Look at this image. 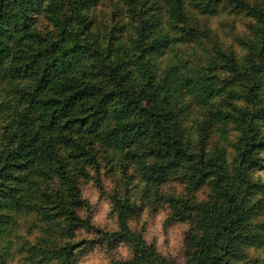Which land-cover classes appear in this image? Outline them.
Listing matches in <instances>:
<instances>
[{"label": "trees", "instance_id": "trees-1", "mask_svg": "<svg viewBox=\"0 0 264 264\" xmlns=\"http://www.w3.org/2000/svg\"><path fill=\"white\" fill-rule=\"evenodd\" d=\"M262 170L264 0H0V264H176L134 227L145 209L192 225L186 264H264ZM18 221L39 236L13 251Z\"/></svg>", "mask_w": 264, "mask_h": 264}, {"label": "clouds", "instance_id": "clouds-1", "mask_svg": "<svg viewBox=\"0 0 264 264\" xmlns=\"http://www.w3.org/2000/svg\"><path fill=\"white\" fill-rule=\"evenodd\" d=\"M236 107L238 108H244L245 102L243 100H239L236 102ZM237 136L239 133L236 134ZM231 151V149H229ZM131 169L129 170V174H131ZM249 184L252 185H264V170L262 171H256L251 174L250 180L248 181ZM205 192L211 194V189H205ZM248 195L247 192H241V198L243 199L244 196ZM257 201H264V193L256 192L254 198H249L248 206L251 207L253 204H255ZM204 203L208 202V196L206 195L203 199ZM92 203H95V198L93 199ZM111 211V208L108 206H105L104 211L95 216L93 219V222L100 226V227H106V230H113L117 228V225L112 222V220L108 219V213ZM147 214V209H145L144 214L141 216V227L143 226V221L145 219V216ZM86 219V217H82ZM166 217L161 216L159 219L163 220ZM262 221H264V217L260 218ZM20 224V227L13 233V236L10 238V241L12 243L13 251L17 250L20 246L24 244V242L27 240L31 244H35L39 234L36 232H33L32 235H29L27 232L28 225L24 224L23 221H18ZM192 229V225L185 222V228L183 232L181 233H168L167 235L164 234L163 229L161 228V225L158 223L156 225L155 233H158L155 238V247L158 251L163 249L162 255L164 259L175 261L176 264H186L187 257L184 255L186 248V236L185 233H188ZM20 239H17V238ZM147 242L149 244L152 243V237L146 238ZM167 240V244L165 245V241ZM5 247L7 246V241L5 242ZM117 251L119 253L117 259L122 261H128L132 259L133 253L130 252L128 247L123 246V243L121 246H118ZM27 256V253H21L18 255H15L11 259V264H24V258ZM257 256L260 257L261 260H264V249L257 251L255 248L249 249V257L252 259H255ZM7 264V262H6ZM81 264H101V262L95 258L93 253H87L86 257L82 258ZM103 264H110V260L105 258L103 261Z\"/></svg>", "mask_w": 264, "mask_h": 264}, {"label": "rangeland", "instance_id": "rangeland-1", "mask_svg": "<svg viewBox=\"0 0 264 264\" xmlns=\"http://www.w3.org/2000/svg\"><path fill=\"white\" fill-rule=\"evenodd\" d=\"M218 21H219V18L214 17L213 23L216 26H218L217 25ZM238 29L239 30L242 29V26L240 25ZM218 33L220 35H222L220 30L218 31ZM174 180L175 179H173V181H170V185L173 188H175L176 190L180 189L181 185L178 184ZM105 183H107V181H105ZM83 196L88 200V202L92 206L93 219L95 216L101 214L104 211L105 206H108L110 208L109 202H108V199L106 198V196L100 194L99 190L91 182L86 183L83 186ZM94 198H95V203H92ZM148 212L149 211H147V214H146L145 219L143 221L142 227H141V217H140V219H138V221L133 223L135 228L143 231L145 238L152 237V242L155 243V238H156V235H158V233H156L155 235H154V233H155L156 225L158 223L161 225V228L163 229V232L166 235L168 233H181V232H183V230L185 228V224L176 223V222H174V223L173 222H167L166 218L163 220L159 219L161 216L167 217L166 210H160L154 214L148 213ZM142 214H144V212ZM108 219L112 220V222H113V218L109 216V213H108ZM166 244H167V240L165 241V245ZM162 251H163V249L160 250V253H162ZM87 253H93L95 258L98 259L101 262V264H103L104 256H103L102 252H100L98 250H95L92 252L87 251V252L81 253L78 257L77 264H81L82 258L86 257ZM184 255H185V253H184Z\"/></svg>", "mask_w": 264, "mask_h": 264}]
</instances>
